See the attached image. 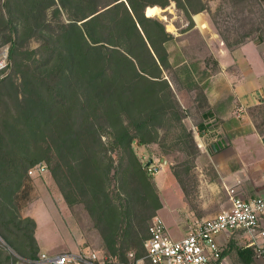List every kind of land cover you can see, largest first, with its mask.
<instances>
[{
  "label": "trees",
  "instance_id": "16d2710c",
  "mask_svg": "<svg viewBox=\"0 0 264 264\" xmlns=\"http://www.w3.org/2000/svg\"><path fill=\"white\" fill-rule=\"evenodd\" d=\"M59 1L69 22L61 25L63 32L55 38L40 34L41 46L30 52L40 55L33 63L47 67L54 60L56 65L29 81L26 85L31 92L29 114L17 113L12 120H5L2 133L15 136L26 151L19 155L13 153L6 148L3 135L0 136V153L6 150L5 159L0 163V197L4 201L0 204V233L3 236L10 233L8 226L13 225L27 237L26 247L30 248L27 259L38 258L35 221L27 218L17 223L8 206L23 178L37 165V159L27 157V151L42 149L44 138H49L56 152L51 173L57 183L61 186L64 177V189L69 187L70 193L78 192L95 219L104 248L119 258L115 263L130 264L128 251L143 245L137 236L138 229L145 230L144 211L151 209L156 213L162 208L152 176L133 145L153 142L157 125L168 116L175 115L179 121V106L165 75L181 62L170 63L167 45L173 36L162 21L153 17L159 16L161 8H167L172 2L188 16L205 11L206 6L193 0H111L101 10L97 5L92 6L94 0ZM69 1L80 6L77 16L71 15ZM42 2L4 0L2 8L6 13H0V23L7 25L3 31L10 32L5 42L14 43L12 61L16 62L18 57L15 21L23 19L25 29L32 18L35 23L33 27L30 24L29 30L39 29L40 33L48 25L46 11L56 6L57 1L51 0L45 7L40 6ZM62 10L56 9L58 16L64 13ZM109 16L110 21L103 22ZM198 129L205 133L204 125ZM105 137L109 143L103 141ZM106 145L117 155L118 163L108 155ZM112 169L119 181V194L125 199L120 205L108 191ZM65 198L68 200L67 195ZM137 206L143 211L136 210ZM5 214L10 215L8 220ZM149 228L150 225L146 241ZM18 248L25 249V246ZM143 250L138 255L141 259L146 255L145 247ZM238 255L243 263L252 264L256 252L251 248L239 249ZM144 262L151 264L148 260Z\"/></svg>",
  "mask_w": 264,
  "mask_h": 264
},
{
  "label": "rangeland",
  "instance_id": "374dc122",
  "mask_svg": "<svg viewBox=\"0 0 264 264\" xmlns=\"http://www.w3.org/2000/svg\"><path fill=\"white\" fill-rule=\"evenodd\" d=\"M56 1L57 5L46 11L48 25L43 28L41 33L38 31L39 29L29 30L30 24L33 27L35 23L32 18L25 24V29L21 22L23 19L15 21L17 33H14V37L18 40L16 62L11 59L14 43L5 42L10 33L9 29L3 31L7 25L4 22L0 23V31H3L0 33V49L8 47L10 59L7 77L3 80L0 79V136L4 132L5 122L12 120L13 115L21 113L22 116H27L29 114L27 105L31 92L26 87L29 81L35 80L36 76L42 75L46 70L56 65L54 60L47 67L43 63L37 65L33 63V60L34 58L39 59L40 55L30 54L41 46L43 40L40 34L55 38L63 32L61 25L69 22L68 14L60 7V1ZM110 1L94 0L92 6L97 5L102 10L101 6L107 5ZM3 2L4 0H0V13H6L5 8H2ZM50 2L51 0H43L40 6H48ZM69 2L71 15L77 16L80 6ZM193 2L205 5L206 10L188 16L183 10L177 8L175 2H172L165 9L157 6L163 11L159 16L153 17L162 21L167 32L173 36V40L167 45L170 63L181 62L179 66L169 70L165 75L179 106L177 110L179 121L175 115L168 116L157 125V134L153 142L143 146L136 142L133 145L134 151L148 172V168L152 166L158 169L156 174H149L152 176L159 197L158 185L163 178L169 179L168 185L177 179L180 184L187 187V190L196 189L200 180V171H208L210 173L208 180L214 181V173L207 163V154L199 146V144L205 145L207 138L204 139L205 134L201 131H199L200 136L198 137L195 134L196 128L198 129L200 125L204 124L206 115L213 114L215 105L228 98L233 90L231 77L237 69L227 67L224 71L222 68V64L231 55L229 50L233 51L244 43L255 44L258 49L264 50V0H193ZM58 8L64 12L61 16L56 13ZM196 16L199 17L198 22ZM110 18L111 16L103 22H109ZM81 24L82 22L78 23V25ZM256 54L258 51L251 47H246L234 54L235 59L243 67V72L245 75L247 74V82L243 87L240 86L239 93H245L249 101L252 100V97L258 99L264 97V75L259 79L254 78V73L257 70L255 65H260L259 55ZM240 107L237 103H233L229 114L237 116ZM34 109L33 107V111ZM246 115L264 136V105L248 108ZM215 127L214 124L212 128ZM190 135L193 136V139ZM3 137L8 150L14 151L13 153L17 155L26 151L19 144L20 141L15 139V136L4 134ZM211 138L212 136L209 137V139ZM44 139L45 141L41 145L42 149L37 151V147L33 150L29 149L27 157L36 158V164L47 165L48 173L38 178L26 175L8 206L9 210L13 212L17 223L27 218L35 221L34 237L38 246L40 243L44 251L39 250L38 254L59 255L93 251L103 260H108L110 264H116L115 261L119 258L112 256L104 248L95 219L78 192L70 193L69 187L64 189L66 186L64 177H62L63 184L60 186L52 175L51 168L55 165L56 152L50 139ZM103 141L109 143L110 140L105 137ZM106 146L109 150L108 155L113 158V162L118 163L117 155L112 153L109 145ZM4 153H0V163L3 162L2 158L5 159ZM107 185L108 191L113 194L114 199H117L118 205L123 204L125 202L124 195L119 194V181L114 169L111 170ZM165 194L167 197L165 201L174 207L177 201L174 187L170 185L165 188ZM65 195L68 196V200ZM120 197L122 200H118ZM0 204H4L1 197ZM229 209L225 206L224 210ZM136 210L142 212L143 208L137 206ZM144 213L143 217L147 218L145 230L139 231L138 229L137 236L139 240L143 241V245L128 251L127 258L130 264H145L144 261H140L141 257L138 255L144 251L148 227L155 215L163 218L159 211L152 213L151 209H148ZM8 216L10 215L5 214L4 218L8 220ZM139 216L141 217L142 214ZM164 216L166 217L164 222L173 238L179 239L185 233H189V228L184 233L185 230L181 229L165 212ZM25 225L22 224V226ZM8 227L11 232L6 233V237L0 233V242L2 241L8 246V248L5 246L6 250H4L2 248L4 245H0V264H25L12 259L10 254L16 253L22 258H29L26 253L30 250L26 247L28 245L27 237L13 225ZM19 245L25 246V249H19ZM248 248L254 251L246 238H241L238 234L233 235L231 247L225 251L228 253L225 255L223 264H245L240 260L238 250ZM49 249L52 252H46ZM7 257L10 258L7 259ZM252 264H264V259H258L256 255H253Z\"/></svg>",
  "mask_w": 264,
  "mask_h": 264
},
{
  "label": "crops",
  "instance_id": "0c3cea01",
  "mask_svg": "<svg viewBox=\"0 0 264 264\" xmlns=\"http://www.w3.org/2000/svg\"><path fill=\"white\" fill-rule=\"evenodd\" d=\"M196 21H199L198 16ZM246 47L258 51L256 55H259L260 65H255L257 70L254 78L259 79L264 75V50L258 49V46L252 43H244L233 51L229 50L231 55L222 64V68L224 71L227 67L237 69L231 77L233 90L228 98L215 105L213 114H207L208 118H204L205 135L203 137L205 140L207 138V143L205 142L202 149L207 154V163L214 173V181L208 180L210 173L204 170L200 171V180L195 190H187V187L185 188L179 180L175 179L170 183L176 194L177 201L174 207L165 201L167 199L165 188L170 186L169 179L163 178L158 185L162 203L159 214L164 220L165 212L181 229L185 230L184 233L189 226L223 213L226 211L225 206L230 208L232 190L235 191V195L245 200L264 199V136L247 118V115L245 116L248 108L264 105V97L259 99L252 97L249 101L245 93H239L240 86L243 87L247 82V74L245 75L243 67L234 55ZM233 103H237L244 109L240 118L229 114ZM214 124L216 127L213 129ZM211 136L212 138L209 139ZM169 188L172 189V187ZM185 235L186 233L183 237ZM39 247L44 252L40 243ZM46 252L49 253L52 250L49 249Z\"/></svg>",
  "mask_w": 264,
  "mask_h": 264
},
{
  "label": "built area",
  "instance_id": "2783aa9c",
  "mask_svg": "<svg viewBox=\"0 0 264 264\" xmlns=\"http://www.w3.org/2000/svg\"><path fill=\"white\" fill-rule=\"evenodd\" d=\"M9 68V48L4 47L0 49V78L7 74ZM243 112L240 107L238 118ZM195 134L200 136L197 128ZM199 146L203 148L204 145ZM148 170L150 174L158 172L154 166ZM47 173V165L37 164L28 171V176L38 178ZM231 194L229 210L191 225L189 233L181 239L173 238L162 217L154 216L145 243L146 255L140 261L148 260L151 264H223L225 251L235 234L249 241L256 258L264 259V199L245 200L235 195L234 190ZM0 245L6 246L2 241ZM13 256L25 264H110L93 251L59 255L41 253L36 260L24 259L16 253Z\"/></svg>",
  "mask_w": 264,
  "mask_h": 264
},
{
  "label": "bare ground",
  "instance_id": "6f19581e",
  "mask_svg": "<svg viewBox=\"0 0 264 264\" xmlns=\"http://www.w3.org/2000/svg\"><path fill=\"white\" fill-rule=\"evenodd\" d=\"M161 17V16H160ZM162 18V17H161Z\"/></svg>",
  "mask_w": 264,
  "mask_h": 264
}]
</instances>
